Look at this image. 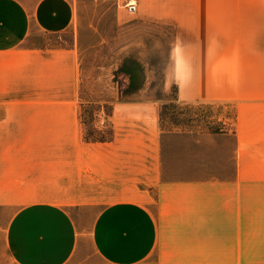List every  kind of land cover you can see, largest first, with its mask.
Returning a JSON list of instances; mask_svg holds the SVG:
<instances>
[{"label":"crops","instance_id":"0c3cea01","mask_svg":"<svg viewBox=\"0 0 264 264\" xmlns=\"http://www.w3.org/2000/svg\"><path fill=\"white\" fill-rule=\"evenodd\" d=\"M116 1L134 2L143 18H191L206 0ZM72 22L71 0H0V261L67 264L80 242L71 211L95 206L90 242L102 264H264V73L255 45L173 51L179 102L235 103L238 118L255 105V170L164 181L156 106L114 107L109 137L86 139L75 50L21 45L31 31L61 34Z\"/></svg>","mask_w":264,"mask_h":264},{"label":"rangeland","instance_id":"374dc122","mask_svg":"<svg viewBox=\"0 0 264 264\" xmlns=\"http://www.w3.org/2000/svg\"><path fill=\"white\" fill-rule=\"evenodd\" d=\"M19 1L31 5L35 0ZM129 3L134 2L71 0L73 22L67 31H31L21 43L75 50V104L82 107L85 138L109 137L114 107L154 105L164 181L224 179L233 169L255 170V105L238 118L235 103L179 102L173 51L177 45H255V68L264 73V0L197 2L191 18H143L128 13ZM227 74L233 77L230 67ZM156 200L152 195L146 204L155 218ZM98 211L95 206L71 211L80 242L67 264H102L90 242V224ZM154 261L152 256L145 263ZM0 264H11L6 254Z\"/></svg>","mask_w":264,"mask_h":264},{"label":"built area","instance_id":"2783aa9c","mask_svg":"<svg viewBox=\"0 0 264 264\" xmlns=\"http://www.w3.org/2000/svg\"><path fill=\"white\" fill-rule=\"evenodd\" d=\"M126 7L129 14H134L136 12V5L134 3H129Z\"/></svg>","mask_w":264,"mask_h":264}]
</instances>
